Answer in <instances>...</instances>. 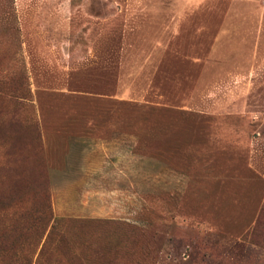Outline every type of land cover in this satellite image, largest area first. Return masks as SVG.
Returning <instances> with one entry per match:
<instances>
[{"label":"rangeland","instance_id":"374dc122","mask_svg":"<svg viewBox=\"0 0 264 264\" xmlns=\"http://www.w3.org/2000/svg\"><path fill=\"white\" fill-rule=\"evenodd\" d=\"M0 89V264H264V0H0Z\"/></svg>","mask_w":264,"mask_h":264},{"label":"crops","instance_id":"0c3cea01","mask_svg":"<svg viewBox=\"0 0 264 264\" xmlns=\"http://www.w3.org/2000/svg\"><path fill=\"white\" fill-rule=\"evenodd\" d=\"M66 130L69 131L68 129H62V130L61 129H58V132L57 133L56 132L54 133V137L52 139V145H53V150L54 151L56 149V146L60 149L61 146H63L64 144L70 145L69 142L72 140V138L70 137V133H66L65 132ZM65 134L68 135L67 138L64 136ZM115 134L116 133L113 132L111 134V137L109 139L108 138L102 139L101 146H103V148L105 146V149L107 148V146H109V149H106V150L113 151L115 149V145L118 144L117 143V138L116 137H113V135H115ZM84 137H85L84 139H81V137H80V140H78L79 143L77 142L78 145H82V143L84 145L87 144V137L86 136H84ZM76 138H78V137H76ZM65 172L66 171L64 169H62L60 167V165L57 167V169H54L53 170V174L57 177V182H60V180L63 181V179H64V173ZM75 172L78 174V171H75ZM86 172H87V170H86ZM74 181L77 182V179L74 180ZM71 203H73L72 204L73 206L71 204H69L68 207L65 208V209H62V211L69 210V211H72V212H74L76 214H83L84 212H87V204L84 205V206H82L81 204L74 205V203H75L74 201L71 202ZM55 209H56V207H55Z\"/></svg>","mask_w":264,"mask_h":264},{"label":"trees","instance_id":"16d2710c","mask_svg":"<svg viewBox=\"0 0 264 264\" xmlns=\"http://www.w3.org/2000/svg\"><path fill=\"white\" fill-rule=\"evenodd\" d=\"M1 90V89H0ZM19 104V103H18ZM7 198H1V202L5 204Z\"/></svg>","mask_w":264,"mask_h":264}]
</instances>
